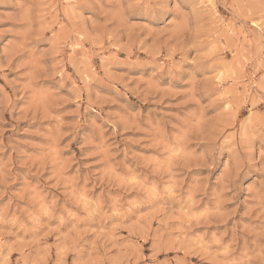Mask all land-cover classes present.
<instances>
[{
    "label": "clouds",
    "instance_id": "obj_1",
    "mask_svg": "<svg viewBox=\"0 0 264 264\" xmlns=\"http://www.w3.org/2000/svg\"><path fill=\"white\" fill-rule=\"evenodd\" d=\"M0 264H264V0H0Z\"/></svg>",
    "mask_w": 264,
    "mask_h": 264
}]
</instances>
